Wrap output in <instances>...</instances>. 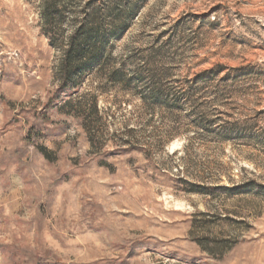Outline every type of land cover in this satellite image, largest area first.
Here are the masks:
<instances>
[{
  "label": "rangeland",
  "instance_id": "374dc122",
  "mask_svg": "<svg viewBox=\"0 0 264 264\" xmlns=\"http://www.w3.org/2000/svg\"><path fill=\"white\" fill-rule=\"evenodd\" d=\"M59 1L0 0V264H264V0Z\"/></svg>",
  "mask_w": 264,
  "mask_h": 264
},
{
  "label": "trees",
  "instance_id": "16d2710c",
  "mask_svg": "<svg viewBox=\"0 0 264 264\" xmlns=\"http://www.w3.org/2000/svg\"><path fill=\"white\" fill-rule=\"evenodd\" d=\"M50 1V3L48 5H50V9L48 8V5L46 4V7L44 5L43 8V14H44V19L47 20H51L48 14V12L52 9H54L53 7L58 5V3L60 2L59 0H48ZM57 7V6H56ZM93 34L94 31L93 29L90 28H78V30H76L73 35L70 37V45L71 47L73 46V48L76 46L77 47V54L81 55L82 51L84 52L85 49H91L94 48L95 44L97 43L95 39H93ZM70 55V51L67 52ZM68 76V74H67ZM66 77H63L62 80V86L61 88L65 87L66 84ZM54 105H52L53 107ZM57 106V105H55Z\"/></svg>",
  "mask_w": 264,
  "mask_h": 264
}]
</instances>
